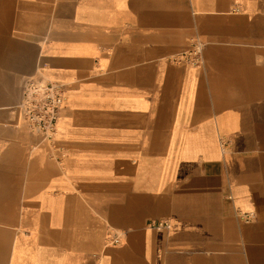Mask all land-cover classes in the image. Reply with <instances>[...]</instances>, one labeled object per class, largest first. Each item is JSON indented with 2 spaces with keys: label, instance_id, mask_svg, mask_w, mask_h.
Masks as SVG:
<instances>
[{
  "label": "crops",
  "instance_id": "crops-1",
  "mask_svg": "<svg viewBox=\"0 0 264 264\" xmlns=\"http://www.w3.org/2000/svg\"><path fill=\"white\" fill-rule=\"evenodd\" d=\"M0 264H264V0H0Z\"/></svg>",
  "mask_w": 264,
  "mask_h": 264
},
{
  "label": "built area",
  "instance_id": "built-area-1",
  "mask_svg": "<svg viewBox=\"0 0 264 264\" xmlns=\"http://www.w3.org/2000/svg\"><path fill=\"white\" fill-rule=\"evenodd\" d=\"M201 46L194 49V57H198ZM66 91L62 83L43 78L30 79L26 82L22 102L19 105L22 116L30 131L40 137L42 141L52 143L55 139L56 125L59 112L64 105ZM242 219L249 221L253 218L251 213H243ZM153 226L167 227L166 222H157ZM115 237L112 243H118Z\"/></svg>",
  "mask_w": 264,
  "mask_h": 264
}]
</instances>
